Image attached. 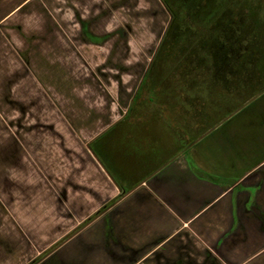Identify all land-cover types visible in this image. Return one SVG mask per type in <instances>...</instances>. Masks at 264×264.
I'll use <instances>...</instances> for the list:
<instances>
[{"label":"crops","instance_id":"1","mask_svg":"<svg viewBox=\"0 0 264 264\" xmlns=\"http://www.w3.org/2000/svg\"><path fill=\"white\" fill-rule=\"evenodd\" d=\"M151 4L165 23L161 0H0V165L18 162L24 148L36 149L39 98L56 97L68 119L57 113L65 134L56 130L64 140L86 141L76 152H87L92 166L89 184L76 194L82 198L76 215L84 222L94 216L36 262L39 254L25 249L1 211L0 230L9 227L0 235V264H264V92L182 144L178 110L163 103L133 108L166 28L151 61L128 75L132 80L111 82L114 97H102L87 73L86 58H99L97 67L116 64L119 48L125 66L137 68L130 61L134 33L126 25L134 14L143 22L137 34L148 31ZM119 8L124 22L115 26ZM98 54H108L104 63ZM43 106L47 127L54 107Z\"/></svg>","mask_w":264,"mask_h":264},{"label":"rangeland","instance_id":"2","mask_svg":"<svg viewBox=\"0 0 264 264\" xmlns=\"http://www.w3.org/2000/svg\"><path fill=\"white\" fill-rule=\"evenodd\" d=\"M151 6L152 4L150 5L151 15L149 17L145 16L149 21L148 31H144L142 35L137 34V30L143 22L139 20L141 17H137L134 14L131 15L132 18L130 16L132 26L126 25L129 33H134L133 49L135 54L130 57V61L134 62L137 66L136 69L125 66L127 55L120 48L114 53L112 58L116 64L120 63L122 65L105 62L108 54H98L99 57H102V63L105 62L98 67L99 58L96 62L89 59V57L88 59L86 58L89 65L87 73L95 75L102 89V97L115 96L114 90L111 87L113 80L116 79L121 85H124L127 81L132 80L131 77L134 74L138 73L139 64L143 63V66L145 61H151L150 56L153 55L155 48L159 45L160 36H162L161 34L169 21L166 15L167 20L164 23L162 15L158 17L159 11H155ZM109 10L114 12L116 9L109 6ZM118 11L115 18L117 22H114L115 26L124 22L122 17L125 16V12L120 10V8ZM144 34H147V39L142 37ZM114 66L117 68L115 69ZM129 74L133 75L128 76ZM135 81L136 79L132 86L135 85ZM117 87L118 84L116 85ZM254 98H251L249 102ZM41 103L44 104L43 109L50 110L51 105L54 107L53 117L51 116L50 118V122L52 123H49L47 127L44 126L45 118H41ZM61 104L62 102H59L56 97H40L38 101L39 107L37 105L39 125L38 134L36 135V149L30 150L29 148H24L18 162L0 165V201L3 204L0 206V214L3 212L6 218L5 222L14 224V228H18L19 232H21L19 236L21 237V242L25 243V249L27 246L32 247L39 254V257L43 255L40 256V253L46 251L48 248L50 249L54 243H58L66 237H72L89 223L88 220L85 222L84 220L81 221V219H78V215H76L78 202L82 200L76 194L78 195V193L83 192L89 184V180H91L90 168L92 166L88 162L90 156L87 152H85V155L76 152V150L79 151L80 147H83L86 141L83 139L82 141L78 140V144L76 138H66L64 136L65 141L62 134L56 130L59 129V131L63 132V127L60 123L61 119L57 117V113L68 124V119L64 115ZM209 105L211 107L214 106L212 99L209 101ZM231 109L232 107L229 110ZM229 110H226V113ZM8 114L9 110L7 108ZM65 145H68L70 149H66ZM84 177L87 179L86 182L84 181ZM49 217L53 218L54 224L49 222ZM66 221H70L68 229H65L64 226L66 225ZM61 223L64 224L63 228ZM73 225L76 226L72 227ZM0 226L2 225L0 224ZM4 227V230L3 227L0 230V235L3 232L6 233L9 226L8 224H4ZM50 243L53 244L50 246ZM62 243L54 247L53 250H57ZM48 254L41 258L38 257L37 262Z\"/></svg>","mask_w":264,"mask_h":264},{"label":"flooded vegetation","instance_id":"3","mask_svg":"<svg viewBox=\"0 0 264 264\" xmlns=\"http://www.w3.org/2000/svg\"><path fill=\"white\" fill-rule=\"evenodd\" d=\"M163 1L169 18L164 36L170 33V38L179 45L188 46L192 62L185 68L189 70L187 75L177 78L178 86L173 93L161 89L157 93L151 92L152 85L148 86V92L141 96L145 104L150 101L149 97H177L180 104L192 98L209 96L210 99L209 82L214 80L216 72H224L229 66L230 32H234L233 28L238 33L236 43H239L240 50L264 48V0ZM176 64L181 68L179 65L182 63ZM145 104L141 106L146 110L155 109L152 105L147 108ZM181 135L184 144L187 136L183 131Z\"/></svg>","mask_w":264,"mask_h":264},{"label":"trees","instance_id":"4","mask_svg":"<svg viewBox=\"0 0 264 264\" xmlns=\"http://www.w3.org/2000/svg\"><path fill=\"white\" fill-rule=\"evenodd\" d=\"M162 2L164 1L162 0ZM233 30L235 33L237 32L234 28ZM234 32H230L229 66L224 72L221 70L216 72L214 74V80L209 82V94L212 96L210 99L208 98L209 96L205 98L198 97L192 98L190 101H185L184 104H180L177 97H151L152 100L146 104L148 105L147 108L155 103H161L159 105L162 106L163 103L169 110L173 108L178 110L184 135L187 134L186 136L190 135L194 137L198 132L206 129L201 136L195 138L199 139L232 113H235L241 107L245 106L251 97H256L264 92V48H252L247 51L240 50L238 48L239 43H236L238 41V33L235 34ZM169 34L164 36L151 61L149 69L135 96L133 108L144 103L141 100V96L145 92H148V86L150 87L152 85L150 87L151 92L157 93L161 89L173 93L178 86V83H176L177 78L185 74L187 75L189 71L188 69L185 70V68H188L187 64L192 62L190 49L187 48L188 46L184 47L179 45L173 38H170ZM232 42L237 45L235 46ZM179 62L182 63L179 65L181 68L176 66V63ZM247 97H250V99L244 103ZM211 99L214 105L212 107L209 105ZM169 100L172 105L169 104ZM187 105L190 108H187ZM230 107H232L231 110H229ZM226 110L229 111L226 113ZM229 113L230 115H227ZM222 116L225 117L222 119ZM166 119L167 122L170 121L169 118ZM211 123H214V125L210 126ZM89 148L104 165L102 158L95 149V145L90 143ZM106 170L113 180H115L107 168ZM115 182L120 187V183L117 180ZM122 196L120 195L114 201L107 204L101 211L107 210L111 205H114L120 200Z\"/></svg>","mask_w":264,"mask_h":264},{"label":"water","instance_id":"5","mask_svg":"<svg viewBox=\"0 0 264 264\" xmlns=\"http://www.w3.org/2000/svg\"><path fill=\"white\" fill-rule=\"evenodd\" d=\"M252 98V97H251ZM250 99V97H247L245 100H244V103L246 102V101H248ZM230 114V113H229ZM229 114H227V115H229ZM225 116H222V119L224 118ZM222 119H220V120H222ZM212 125H214V123L212 124L211 123V125L210 126H212ZM206 131V129H204L203 131H201V132H198L197 134H196V136H195V138H197V137H199V136H201L204 132ZM124 192V191H123ZM126 192V191H125ZM124 192V193H125ZM94 218V216L93 217H91L90 219H88V221H90L91 219H93ZM87 221V222H88ZM68 237H66L65 239H67ZM64 239V240H65ZM64 240H62L60 243H62ZM60 243H58V244H60ZM57 244V245H58ZM57 245H55L54 247H56ZM54 247H52L51 249H49L48 251H46L41 257H43L44 255H46V254H48V253H50L53 249H54ZM41 257H39V258H41ZM37 262V261H36ZM36 262H33V263H31V264H35Z\"/></svg>","mask_w":264,"mask_h":264}]
</instances>
